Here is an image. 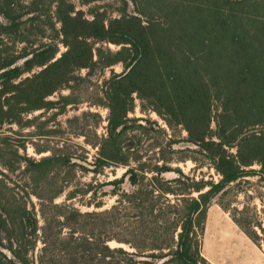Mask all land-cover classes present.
<instances>
[{
  "label": "trees",
  "instance_id": "16d2710c",
  "mask_svg": "<svg viewBox=\"0 0 264 264\" xmlns=\"http://www.w3.org/2000/svg\"><path fill=\"white\" fill-rule=\"evenodd\" d=\"M121 1L118 15L94 9L87 18L72 0H0V264H34L29 254L36 246L38 219L29 203L31 195L43 197L25 187L40 189L51 167L76 165L68 153L31 158L24 152L26 136L11 143L2 129L15 133L12 126L27 127L32 111L54 108L48 97L82 80L81 69L90 74L122 64L101 99L108 110L107 131L96 160L102 168L127 169L103 184L117 197L109 209L82 213L63 206L68 218L88 216L92 227L108 224L111 234L94 240L92 230L74 241L62 239L67 257L62 264H212L201 253L210 201L248 173L264 180V0H153L154 11L142 4L129 11L128 1ZM59 43L65 48L61 52ZM134 94L168 126L187 133L182 141L212 162L218 181H193L167 164L146 166L141 156L130 166L127 151L135 141L128 132L137 120L127 114ZM255 163L258 169H247ZM5 171H19L25 187ZM166 172L175 176L165 178ZM126 180L130 192L122 188ZM54 197L49 203L61 208ZM232 219L257 244V231ZM111 240L131 249L112 247ZM52 248L45 243L43 252L49 250L56 264L59 255ZM41 257L36 264H44Z\"/></svg>",
  "mask_w": 264,
  "mask_h": 264
},
{
  "label": "rangeland",
  "instance_id": "374dc122",
  "mask_svg": "<svg viewBox=\"0 0 264 264\" xmlns=\"http://www.w3.org/2000/svg\"><path fill=\"white\" fill-rule=\"evenodd\" d=\"M127 1L129 11H132L137 4L148 5L151 8L144 10H155L153 0H135L134 4L131 0ZM72 2L76 10H82L87 18L91 17L90 12L94 9L108 17L116 16L123 6L121 0H72ZM43 19L45 20V17ZM49 33L51 34L50 31L46 34ZM99 45L98 43L95 46ZM106 45L112 50L119 47L111 43ZM64 49V46L59 43V51ZM122 69L121 63L96 69L90 74H86V69H81L78 73L83 77L82 80L75 81L48 97L55 103L54 108L32 111L28 116L30 123L27 127L12 126L15 133L5 131L6 126L2 129L10 137L11 143L15 142L20 134L25 135L27 139L24 152L31 158L38 160L52 153H68L72 162L76 163V165L51 167L43 177L41 188L36 190L35 184H31L30 189L25 187L26 180L19 171L12 173L5 171L8 178L18 186L32 192L33 190L40 192L43 197L41 200L31 195V205L29 203V206L35 209L38 219L36 246L29 254L34 264L41 256L44 264H53L49 260L50 251L43 252L45 243L48 249L54 247L55 249L51 250L59 255L56 264H62V261L64 262L67 258L63 255L62 239L68 237L67 239L74 241L83 233H89L92 230L94 240H98V236L105 240L111 234L108 224L92 227L93 220L88 216L68 218L63 206L68 205L82 213L101 212L109 209L117 199L116 196L111 195L112 187L103 184L115 177H120L127 166L109 165L102 168L97 165L96 158L102 136L107 131L108 110L101 105L103 92L107 87V80L113 74L120 73ZM63 95L67 96V99L64 100L61 97ZM142 103L141 99L134 94L133 109L127 114L128 118L137 120L130 122L132 128L128 132V136H132L135 141L128 151L126 149L127 154L131 156L130 166L135 167L139 161L146 166L154 163L167 164L172 168H180L193 181H218L221 176L212 162L200 153L197 147L182 141L187 137V133L181 127L168 126L163 117L152 108L144 107ZM138 124L144 127H138ZM211 126L214 127V122ZM170 139L175 142H170ZM36 149L45 151L38 153ZM230 151L235 152V148H231ZM136 156H141V159L139 161L134 159ZM94 168H96L95 172ZM250 168L258 169L259 166L255 163L247 167V169ZM163 176L172 178L175 173L166 172ZM87 184H91L89 187L91 190L88 193H82L81 190L86 188ZM122 188L128 192L133 190L127 180L122 184ZM73 192L76 194L74 197L71 195ZM192 194L196 196L198 192L193 191ZM53 197V203L61 205V208L51 206L49 200ZM169 197L173 196L169 195ZM96 204L101 205L97 207ZM208 207L223 209L231 218L240 221V224L248 231L254 228L259 235L256 240L258 245H256L264 258V231L254 225L259 223L264 228V180L258 174L248 173L229 183L213 197ZM108 244L112 247L129 248L126 244L115 240L108 241Z\"/></svg>",
  "mask_w": 264,
  "mask_h": 264
},
{
  "label": "crops",
  "instance_id": "0c3cea01",
  "mask_svg": "<svg viewBox=\"0 0 264 264\" xmlns=\"http://www.w3.org/2000/svg\"><path fill=\"white\" fill-rule=\"evenodd\" d=\"M201 253L212 264H264L258 246L217 207L207 208Z\"/></svg>",
  "mask_w": 264,
  "mask_h": 264
}]
</instances>
